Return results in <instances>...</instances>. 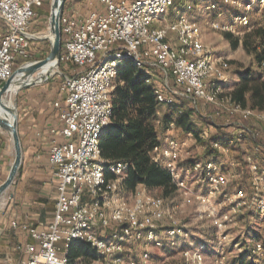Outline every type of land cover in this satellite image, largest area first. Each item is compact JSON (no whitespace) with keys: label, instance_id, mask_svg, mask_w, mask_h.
Listing matches in <instances>:
<instances>
[{"label":"built area","instance_id":"1","mask_svg":"<svg viewBox=\"0 0 264 264\" xmlns=\"http://www.w3.org/2000/svg\"><path fill=\"white\" fill-rule=\"evenodd\" d=\"M44 1L0 0V86L19 66L38 60L33 46L40 36L33 28L36 9ZM97 1L99 7L84 14L67 0L61 15L63 48L57 73L63 79L53 101L58 123L46 129L52 137L49 164L57 183L54 218L43 229L13 220L12 226L34 242L18 246L26 258L2 264H167L154 260L153 249L176 248L182 242L190 246L181 252L186 264H206L182 220L186 208L204 206L201 216L211 221L219 238L233 223L232 211L255 212L264 228V110L235 100L228 85L232 64L206 43V24L232 32L250 26L252 13L264 11V0H204L195 6L178 5L177 0ZM230 7L240 11L223 26L220 18ZM194 9L219 19L192 20ZM172 11L173 20L156 26ZM126 62L145 73L159 104L171 106L186 98L213 122L200 129L201 139L214 133L211 154L204 153L205 146L199 152L198 138L182 133L175 123L151 153L152 161L169 172L176 191L184 194L181 205L144 185L124 191L129 163L103 156L101 137L112 122L115 81ZM241 142L250 143L243 162L234 155ZM74 241L88 243L97 257L70 258ZM263 251L264 244L258 242L253 253ZM217 263L229 264L223 256Z\"/></svg>","mask_w":264,"mask_h":264},{"label":"trees","instance_id":"2","mask_svg":"<svg viewBox=\"0 0 264 264\" xmlns=\"http://www.w3.org/2000/svg\"><path fill=\"white\" fill-rule=\"evenodd\" d=\"M177 3L179 5L180 0ZM42 7L36 9L35 19ZM174 17L175 11H172L170 20ZM226 37L230 39L233 35L227 33ZM46 43L47 46L40 48V54L35 59L48 56L51 42L48 40ZM238 43L236 40L234 45L237 46ZM244 47L254 55V61L261 68L264 63V25L259 23L246 34ZM61 69L67 71L63 63ZM257 75L258 72L252 68L240 72L241 81L234 88L233 95L244 106L264 110V80L255 78ZM117 82L113 91V119L101 137L103 156L108 160L129 163L127 176L121 184L124 191H135L140 185H144L148 189H162L163 196L169 197L176 192L171 176L151 159L152 151L160 144V136L171 123H175L182 133H193L199 143L205 146L204 153L211 154L213 149L210 139L214 137V133L210 131L209 139H201L200 129L207 128L213 122L202 117L186 98H178L171 106L159 104L153 87L146 83L145 73L129 62L120 68ZM22 171L23 166L18 178ZM81 255L90 259L97 257L95 249L88 243L74 241L70 246L69 257L75 259ZM243 257L238 259L240 264H256L255 261Z\"/></svg>","mask_w":264,"mask_h":264},{"label":"rangeland","instance_id":"3","mask_svg":"<svg viewBox=\"0 0 264 264\" xmlns=\"http://www.w3.org/2000/svg\"><path fill=\"white\" fill-rule=\"evenodd\" d=\"M53 0H45L43 7L40 8V13L34 23V30L39 34L40 39L35 42L34 58H37L39 50L41 47L47 46L48 34L50 32V12ZM79 0H74L77 2ZM252 1V0H250ZM183 3H192L194 6L196 4H201L204 0H180ZM195 10V9H194ZM198 11V10H197ZM192 11L189 16L195 21H205L211 19H219L216 15L207 12H197ZM240 10L235 8H228V13L220 18L221 24L223 26L227 25L233 15L239 13ZM252 25L246 27H238L235 32L228 30H214L209 25L206 24L205 41L209 47L215 52L217 56H222L230 60L232 64V76L229 82L231 88L241 81L240 72H244L249 68L258 72L255 77L258 80H264V68L257 65L254 61V55L249 52L244 47V40L246 34L250 32L257 24L264 25V11L255 10L252 15ZM227 33H231L233 37L230 39L226 37ZM44 36V37H43ZM236 40L239 41L238 45L235 46ZM50 41V40H49ZM49 69H43L39 71L32 78V83L41 82L44 78L43 75L48 72ZM261 74V75H260ZM36 77V78H35ZM62 76L57 72L50 75L47 80L43 83L31 86L29 88L20 90L17 93H13V101L18 108L19 113V131L21 122V111H22V101L35 100V103L39 106H45L47 110H52L53 101L59 96V88L62 83ZM238 79V80H237ZM117 79L115 81V86L117 85ZM10 98V95L7 99ZM2 116H6L1 113ZM200 152L203 145L198 142L195 144ZM194 146V145H193ZM250 147L249 142H241L235 148L237 153L234 155L240 158L243 162V152L246 148ZM200 149V150H199ZM14 148L10 135L7 131L0 128V184L7 178L11 165L14 161ZM19 175V174H18ZM18 176L13 184V186L8 190L2 203L11 201L12 192L17 185ZM245 183L250 185V175L246 171ZM154 195L163 196L162 189H150L149 190ZM184 198V194L180 191H176L171 194L167 199L170 203L175 205H181ZM206 208L203 207H188L185 209V213L182 214V220L186 223L188 230L190 231V240L195 241L197 248L200 249L206 256V264H219L217 263L218 257H225L229 264H240L238 259L240 257H245L247 260L255 261L256 264H264V251L260 254H254L253 249L258 242L264 244V228L263 221L260 216L255 212H245L243 213H232L233 223H231L225 231H221V234L226 235V238L221 240L224 235L220 234V238L216 233V229L212 225L211 221L202 217L201 214ZM227 209V208H226ZM223 211V210H222ZM197 241V243H196ZM190 247L187 243H180L176 248H154L153 258L156 262L166 261L167 264H186L182 257L181 252ZM243 257V258H244Z\"/></svg>","mask_w":264,"mask_h":264},{"label":"crops","instance_id":"4","mask_svg":"<svg viewBox=\"0 0 264 264\" xmlns=\"http://www.w3.org/2000/svg\"><path fill=\"white\" fill-rule=\"evenodd\" d=\"M69 4L84 14L99 7L97 0H69ZM170 15L166 20L157 22L156 26L165 25L170 21ZM239 83L238 80L232 89ZM22 104L23 171L13 189L11 201L2 203L0 207V264L8 259L20 261L26 258L25 252L18 246L34 242L30 234L14 228L12 221L27 223L38 229L46 228L54 218L57 199V183L49 164L52 137L46 129L58 123V112L54 108L47 110L45 106H39L34 99L24 100Z\"/></svg>","mask_w":264,"mask_h":264},{"label":"water","instance_id":"5","mask_svg":"<svg viewBox=\"0 0 264 264\" xmlns=\"http://www.w3.org/2000/svg\"><path fill=\"white\" fill-rule=\"evenodd\" d=\"M67 0H53L50 12V31L51 37L48 39L51 42V50L46 58L38 59L33 61L29 65L19 66L12 74V76L0 86V105L4 106L10 112L16 113V118L11 120L0 115V128L7 131L10 135L14 148V161L11 165L9 174L7 178L0 184V207L2 200L5 197L8 190L13 186L19 171L23 165L24 161V148L19 131V113L18 108L15 104L13 107V93H11L12 86H19L18 92L20 90L29 88L31 86L43 83L50 75L58 71L62 56V33H61V15L64 10ZM46 65H51L48 72L43 75V80L41 82L26 83L25 81L37 73L42 67ZM10 95V98L7 97ZM8 100V103L5 102Z\"/></svg>","mask_w":264,"mask_h":264},{"label":"bare ground","instance_id":"6","mask_svg":"<svg viewBox=\"0 0 264 264\" xmlns=\"http://www.w3.org/2000/svg\"><path fill=\"white\" fill-rule=\"evenodd\" d=\"M48 37H51V31L49 32V34L47 35ZM44 37V36H43ZM50 66L51 65H46V66H44V67H42L39 71H41V70H43V69H49L50 68ZM38 71V72H39ZM37 72V73H38ZM37 73H35L34 75H36ZM33 75V76H34ZM33 76H31V77H29L25 82L26 83H32V78H33ZM18 89H19V86H16V85H14V86H12V88H11V93H17L18 92ZM6 103H8V100L5 102V104ZM13 107L15 108L16 106H15V103L13 104ZM1 113H4L6 116H3V117H5V118H8V119H11V120H13V119H15L16 118V113H13V112H10L8 109H6L4 106H1L0 105V115H1Z\"/></svg>","mask_w":264,"mask_h":264}]
</instances>
